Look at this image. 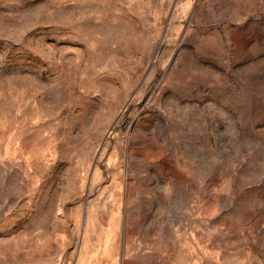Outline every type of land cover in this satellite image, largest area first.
Returning a JSON list of instances; mask_svg holds the SVG:
<instances>
[{"label":"rangeland","instance_id":"1","mask_svg":"<svg viewBox=\"0 0 264 264\" xmlns=\"http://www.w3.org/2000/svg\"><path fill=\"white\" fill-rule=\"evenodd\" d=\"M0 264H264V0H0Z\"/></svg>","mask_w":264,"mask_h":264}]
</instances>
